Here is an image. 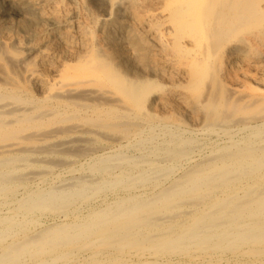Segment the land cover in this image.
I'll use <instances>...</instances> for the list:
<instances>
[{
  "label": "bare ground",
  "instance_id": "bare-ground-1",
  "mask_svg": "<svg viewBox=\"0 0 264 264\" xmlns=\"http://www.w3.org/2000/svg\"><path fill=\"white\" fill-rule=\"evenodd\" d=\"M0 264H264V0H0Z\"/></svg>",
  "mask_w": 264,
  "mask_h": 264
},
{
  "label": "rangeland",
  "instance_id": "rangeland-1",
  "mask_svg": "<svg viewBox=\"0 0 264 264\" xmlns=\"http://www.w3.org/2000/svg\"><path fill=\"white\" fill-rule=\"evenodd\" d=\"M40 169H43V168H40ZM79 172V173H78ZM72 173V174H71ZM70 173V171H69V173H68V171H66V173H65V171H60L59 172V174H63L61 177H63V178H65V177H70V176H72L73 175V172H71ZM84 173H86V174H84ZM71 174V175H70ZM79 174H81V175H88V173L86 172V171H83V170H79V171H74V175H79ZM53 177V176H52ZM52 177H50L49 178V180L48 181H46L45 183H43V184H40V185H42V186H47L48 184H46L47 182H51L52 181ZM36 181V182H35ZM34 182H33V185L34 186H37L36 184H38L37 182H38V180H35ZM50 184V183H49ZM34 186H33V188H34ZM23 194V191H21V193H19V195L21 196ZM1 211H6V207H4ZM62 215V216H61ZM65 218H64V217ZM44 218V217H43ZM71 216H69L68 218L64 215V214H60L59 216H56V217H50V218H47V219H45L44 218V223L43 224H41V226L40 227H45V226H49V225H51V224H55V223H62V222H66L67 220L68 221H70L71 219ZM52 219V220H51ZM65 219V220H64ZM50 223V224H49ZM39 227V228H40ZM88 256V254H84L83 255V257H82V259H85L86 257Z\"/></svg>",
  "mask_w": 264,
  "mask_h": 264
}]
</instances>
